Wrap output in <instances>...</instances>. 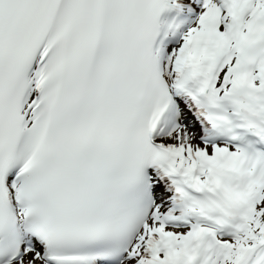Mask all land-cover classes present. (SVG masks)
Returning a JSON list of instances; mask_svg holds the SVG:
<instances>
[{
    "label": "snow or ice",
    "instance_id": "snow-or-ice-1",
    "mask_svg": "<svg viewBox=\"0 0 264 264\" xmlns=\"http://www.w3.org/2000/svg\"><path fill=\"white\" fill-rule=\"evenodd\" d=\"M0 264H264V0H0Z\"/></svg>",
    "mask_w": 264,
    "mask_h": 264
}]
</instances>
